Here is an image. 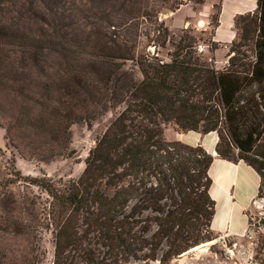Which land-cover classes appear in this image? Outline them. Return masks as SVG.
Wrapping results in <instances>:
<instances>
[{"label": "trees", "instance_id": "16d2710c", "mask_svg": "<svg viewBox=\"0 0 264 264\" xmlns=\"http://www.w3.org/2000/svg\"><path fill=\"white\" fill-rule=\"evenodd\" d=\"M182 4L175 0L172 11ZM64 6L65 0H0V125L10 143L22 156L52 160L69 154L72 124L123 108L77 179L60 186L0 166V264H38L42 228H52L53 264H171L220 234L211 228L214 155L168 140L166 127L217 132L218 156L251 165L264 198V0L236 17L240 41L232 42L223 69L213 56L203 59L201 38L188 32L174 43L170 61L136 55L130 30L118 29L152 15L145 0H99L88 9V24L71 21ZM216 9L213 26L220 4ZM155 30L163 45L172 40L164 23ZM217 47L210 40V52ZM21 181L50 196L44 217L36 197L12 187Z\"/></svg>", "mask_w": 264, "mask_h": 264}, {"label": "rangeland", "instance_id": "374dc122", "mask_svg": "<svg viewBox=\"0 0 264 264\" xmlns=\"http://www.w3.org/2000/svg\"><path fill=\"white\" fill-rule=\"evenodd\" d=\"M99 0H65L64 9L70 15L71 21L83 20L81 23H89L86 19L90 15L89 7ZM175 0H145L151 4V16L147 18L139 17L138 19H128L126 24L120 26L118 30H130L134 42L137 44L136 55L149 54L158 60L167 61L181 36L191 33L197 35L199 43L207 44L209 49L212 38V28L207 33L196 31L191 26L170 30L171 41L163 45V38L156 32V27L163 23L164 17H169ZM180 1V0H178ZM187 2L189 0H181ZM167 11V13H163ZM169 11V12H168ZM184 10L171 21V26H179L184 14ZM80 23V22H79ZM81 25V24H80ZM166 26V24H165ZM236 40L240 41L241 29H237ZM231 47V46H230ZM230 49V48H229ZM243 51L253 59L251 46H242ZM203 55V52L201 53ZM229 51L226 52L228 57ZM210 52H205L203 59L208 61ZM128 67L133 68L138 77H142L136 61H129ZM122 106L117 109H109L101 116L92 120L91 123L76 122L71 126V143L67 155L59 156L52 160H41L22 156L13 146L7 136L6 130L0 125V166L4 171H13L12 164L20 169L23 175L33 177L49 176L58 185L62 186L70 180L77 179L81 176L85 168V159L90 150L95 146L97 138L106 130L112 120L122 110ZM166 137V136H165ZM167 138V137H166ZM169 140V139H168ZM11 176V175H9ZM12 177H14L12 175ZM16 193L27 194L30 197H36L39 201L37 212L41 214L43 206L47 205L51 199L48 193L36 186L29 185L25 181L17 183L15 186ZM104 191L112 194L113 188L107 184L102 185ZM44 217V216H43ZM42 221V219H40ZM45 225V221H44ZM155 228V226H154ZM41 248L43 256L38 264H53L54 260V237L51 229H41ZM180 258L181 260H175ZM175 258L171 264H264V233L256 226L252 225V232L245 237H229L219 235L216 240L203 245L197 249L191 250ZM132 264H144L142 261H133ZM152 264H159L153 262Z\"/></svg>", "mask_w": 264, "mask_h": 264}, {"label": "crops", "instance_id": "0c3cea01", "mask_svg": "<svg viewBox=\"0 0 264 264\" xmlns=\"http://www.w3.org/2000/svg\"><path fill=\"white\" fill-rule=\"evenodd\" d=\"M217 4H220L219 23L213 26L212 16L217 12ZM256 8L257 0H205L202 4L189 0L171 11L169 17H164V20L170 30L191 26L196 28V31L207 33L212 28V38L218 47L213 52L206 48L203 55L207 51L210 52V58L214 57L216 68L223 69L229 59L226 52L237 35L236 17L253 13ZM186 9L188 11L179 26H171V21ZM167 61H170V56ZM165 136L172 141L177 140L193 146L202 145L207 152L214 155L209 167V175L213 181L209 192L216 204L211 228L216 233L229 237L240 238L249 235L251 216L264 220V204L261 208L256 206L260 199L259 173L243 160L235 162L218 156L216 148L219 137L215 131L206 134L193 130L183 132L168 126L165 128Z\"/></svg>", "mask_w": 264, "mask_h": 264}, {"label": "built area", "instance_id": "2783aa9c", "mask_svg": "<svg viewBox=\"0 0 264 264\" xmlns=\"http://www.w3.org/2000/svg\"><path fill=\"white\" fill-rule=\"evenodd\" d=\"M207 44L205 43H199L196 46V49L199 53H202L205 51V49L207 48ZM264 204V198H260L258 200V202L256 203V206L258 208H261ZM261 218H258L256 216H251V232H252V225L256 226L258 229L262 230V232L264 233V224H261Z\"/></svg>", "mask_w": 264, "mask_h": 264}, {"label": "water", "instance_id": "95a60500", "mask_svg": "<svg viewBox=\"0 0 264 264\" xmlns=\"http://www.w3.org/2000/svg\"><path fill=\"white\" fill-rule=\"evenodd\" d=\"M168 12H169V11H168ZM163 13H165V14H166V13H167V11H163ZM261 224H264V220H263V219L261 220Z\"/></svg>", "mask_w": 264, "mask_h": 264}, {"label": "bare ground", "instance_id": "6f19581e", "mask_svg": "<svg viewBox=\"0 0 264 264\" xmlns=\"http://www.w3.org/2000/svg\"><path fill=\"white\" fill-rule=\"evenodd\" d=\"M211 242H213V241H211ZM210 243V242H209ZM204 245H206V244H204ZM203 246V245H202ZM199 247H201V246H199ZM199 247H196L195 249H197V248H199ZM194 250V249H193Z\"/></svg>", "mask_w": 264, "mask_h": 264}]
</instances>
